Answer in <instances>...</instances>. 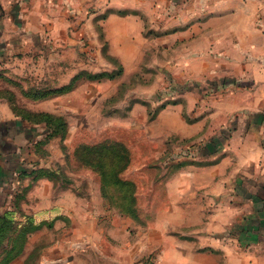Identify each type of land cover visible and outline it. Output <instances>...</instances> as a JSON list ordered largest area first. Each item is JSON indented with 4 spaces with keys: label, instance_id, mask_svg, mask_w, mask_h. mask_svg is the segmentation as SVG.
<instances>
[{
    "label": "rangeland",
    "instance_id": "374dc122",
    "mask_svg": "<svg viewBox=\"0 0 264 264\" xmlns=\"http://www.w3.org/2000/svg\"><path fill=\"white\" fill-rule=\"evenodd\" d=\"M189 1H4L0 264H41L62 237L155 264L217 226L202 169L227 147L210 108L231 80L178 16Z\"/></svg>",
    "mask_w": 264,
    "mask_h": 264
},
{
    "label": "crops",
    "instance_id": "0c3cea01",
    "mask_svg": "<svg viewBox=\"0 0 264 264\" xmlns=\"http://www.w3.org/2000/svg\"><path fill=\"white\" fill-rule=\"evenodd\" d=\"M4 1L10 0H0V32ZM177 14L186 18L188 28L194 23L191 29L202 31L196 45L213 48V61L231 80L212 103L214 114L210 108L215 123L210 134L229 131L230 124L232 130L224 136L229 140L220 160L202 169L213 179L219 176L214 190L220 209L217 226L201 238L199 249H165L155 264H264V0H190ZM6 138L0 151L6 150ZM232 225L238 230L229 236L225 231ZM67 241L60 238L41 264H98L100 250L94 243L78 251L76 242ZM118 252L123 258L106 256L105 264H144L132 259L131 250L128 256Z\"/></svg>",
    "mask_w": 264,
    "mask_h": 264
},
{
    "label": "water",
    "instance_id": "95a60500",
    "mask_svg": "<svg viewBox=\"0 0 264 264\" xmlns=\"http://www.w3.org/2000/svg\"><path fill=\"white\" fill-rule=\"evenodd\" d=\"M3 128H1V126H0V144H1V139H2V133H3Z\"/></svg>",
    "mask_w": 264,
    "mask_h": 264
},
{
    "label": "trees",
    "instance_id": "16d2710c",
    "mask_svg": "<svg viewBox=\"0 0 264 264\" xmlns=\"http://www.w3.org/2000/svg\"><path fill=\"white\" fill-rule=\"evenodd\" d=\"M25 174V173H24Z\"/></svg>",
    "mask_w": 264,
    "mask_h": 264
}]
</instances>
